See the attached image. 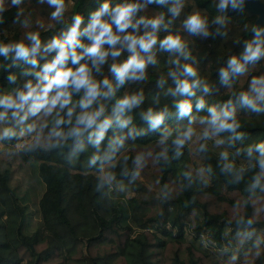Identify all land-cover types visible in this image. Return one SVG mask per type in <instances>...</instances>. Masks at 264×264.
I'll return each mask as SVG.
<instances>
[{
  "label": "clouds",
  "instance_id": "9594fccd",
  "mask_svg": "<svg viewBox=\"0 0 264 264\" xmlns=\"http://www.w3.org/2000/svg\"><path fill=\"white\" fill-rule=\"evenodd\" d=\"M81 2L0 0L3 167L52 161L102 208L143 189L161 219L182 200L201 264H264V135L249 127L264 123V4ZM214 41L228 46L210 78L196 43ZM218 184L233 195L210 230L200 205Z\"/></svg>",
  "mask_w": 264,
  "mask_h": 264
},
{
  "label": "trees",
  "instance_id": "16d2710c",
  "mask_svg": "<svg viewBox=\"0 0 264 264\" xmlns=\"http://www.w3.org/2000/svg\"><path fill=\"white\" fill-rule=\"evenodd\" d=\"M260 1L264 4V0ZM88 3L89 0H82L83 10ZM206 3L207 9L213 11L212 0ZM255 19L254 15L234 17V34ZM3 27L11 33L17 26L8 23ZM227 46L224 41L196 43L198 56H210L207 65L201 64L204 75L214 76L212 62ZM249 127L257 129L254 136L264 135V123L260 120L251 121ZM36 162L44 189L38 199L40 223L30 233L21 231L24 206L18 203L8 184L9 171L0 170V264H39L42 258L49 264H201L198 257L207 256L184 238L187 229L200 231V217L193 223L182 200L166 209L161 219L158 206L153 207L149 194L141 189L127 202L132 225L122 224V210L115 205L100 207L79 175H67L49 160ZM211 192L215 199L200 208L202 216L214 222L209 229L218 230L221 210L231 204L228 197L233 193L225 192L220 184ZM53 247L59 249L55 258L51 253ZM203 264H208L207 260Z\"/></svg>",
  "mask_w": 264,
  "mask_h": 264
},
{
  "label": "rangeland",
  "instance_id": "374dc122",
  "mask_svg": "<svg viewBox=\"0 0 264 264\" xmlns=\"http://www.w3.org/2000/svg\"><path fill=\"white\" fill-rule=\"evenodd\" d=\"M2 169L5 168L3 167V157L0 156V170ZM7 170L9 171L8 184L13 190L18 203L24 206L25 221L21 227V231L23 233H30L40 223L38 199L44 189V184L37 174V162L9 165ZM115 206L122 210L121 223L132 225L128 218V203L125 205L117 201ZM131 227L135 229L134 226ZM190 232V230H186L185 239H190ZM194 246L197 247L195 243Z\"/></svg>",
  "mask_w": 264,
  "mask_h": 264
},
{
  "label": "water",
  "instance_id": "95a60500",
  "mask_svg": "<svg viewBox=\"0 0 264 264\" xmlns=\"http://www.w3.org/2000/svg\"><path fill=\"white\" fill-rule=\"evenodd\" d=\"M260 3H262L261 1H260ZM263 4V3H262ZM253 10L255 11V10H258V9H256V7H255V5L253 6Z\"/></svg>",
  "mask_w": 264,
  "mask_h": 264
}]
</instances>
